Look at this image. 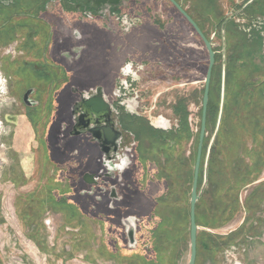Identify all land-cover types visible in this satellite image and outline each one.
<instances>
[{
	"label": "rangeland",
	"instance_id": "374dc122",
	"mask_svg": "<svg viewBox=\"0 0 264 264\" xmlns=\"http://www.w3.org/2000/svg\"><path fill=\"white\" fill-rule=\"evenodd\" d=\"M143 1H149L153 15L160 12L162 18L167 17L166 23L173 21L170 19L174 10L167 1ZM180 1L204 22L216 51L198 187L203 188L197 204L196 264H264V0H255L246 7L249 0ZM128 3L123 0L120 8L131 13ZM54 4H58L56 0L48 7L43 0H18L16 6L0 9V264H50L47 249L56 242L64 220L57 212L66 205L71 207L57 192L70 195L73 205L80 203L87 210L89 239L100 242L101 230L104 231L110 247L134 254V264H188L190 196L208 67V52L202 40L182 21L185 35L182 43L188 47L181 45L182 50L175 47L177 53L169 52V47L162 49L159 54L165 56V67L143 83L150 90L146 109L153 116L160 115L167 125L175 123L181 114L180 121L187 130L177 134L178 142L173 148L152 136L144 137L141 132L146 140L137 150L138 171L127 176L139 188V195L126 210L133 208L130 214L141 219L140 222L135 219V225L139 224L138 244L131 246L124 229L125 215H121L124 209L103 211L100 216L97 209H88L90 202L78 194L80 185L75 181L91 163L85 147L80 146V154H75L71 149L73 141L65 143L62 137L57 143L48 138V127L57 106L51 101L52 95L62 85L56 75L59 69H51L52 75L45 78L35 71L44 67L46 58H57L60 54L58 46L63 42L57 43L59 37L66 41L64 48L68 49L85 41L90 48L83 60L76 58L75 51H71L74 54L71 58H66L70 67L75 68L69 75L71 79L84 80L86 75L79 72L88 57L97 59L95 47L102 40L109 45L115 38H110L109 33L103 36L95 25H85L88 36L73 38V29L82 23L68 25L64 22L67 17L53 19ZM38 13L55 21L53 46L46 41V29L39 37L30 35L34 34L30 28L36 21L32 17ZM67 13L71 17V12ZM230 17L235 18L223 33L224 20ZM20 24L24 25L22 29ZM64 34L71 37L65 38ZM117 38L120 40L121 35ZM34 40H40L39 44ZM29 42L40 47L39 63L33 62L35 46L31 50ZM172 53L174 58L170 59ZM94 65L91 64L88 74L95 75ZM224 65L225 106L217 127ZM16 77L23 81L16 82ZM29 86H37L40 97L33 108L26 107L22 100ZM186 112L188 115L183 114ZM150 118L156 121L159 117ZM66 175L74 186L65 187L72 185ZM74 257L73 252L69 258Z\"/></svg>",
	"mask_w": 264,
	"mask_h": 264
},
{
	"label": "flooded vegetation",
	"instance_id": "af4514ba",
	"mask_svg": "<svg viewBox=\"0 0 264 264\" xmlns=\"http://www.w3.org/2000/svg\"><path fill=\"white\" fill-rule=\"evenodd\" d=\"M53 1L43 0V4L48 7V4ZM56 1L58 4H54L55 7L51 10L56 13L54 16L53 13L51 14L53 19L59 20L67 17L64 22L67 21L68 25L73 22L82 23L73 29V38L79 37L81 39V35L88 36L85 25H95L98 30H101L100 34L106 36L109 33L110 38L115 39H112L109 45L102 40L95 47L97 59L93 61L92 58L88 57L85 65L81 68V72H79L82 76L86 75L84 80L71 79L69 75L75 72V68L70 67L66 58H71L74 55L71 51H75L78 53L76 58L83 60L87 49L90 48L85 41L68 49L64 48L66 41L63 39L62 41L59 37L57 43H63L58 46L60 54L57 58L53 56L46 58L43 62V68L38 69L33 66L37 74L40 73L38 76H44V78L52 75L51 69L56 68V71L59 69L56 75L58 81L62 83L52 95L51 101H54L57 106L53 112L56 114L52 115L48 127V138H54L57 143L62 137H65V143L68 140L73 141L71 149L75 154H80V146L85 147L87 150L85 155L89 157L91 163H89L88 168L83 169L75 181L80 185L78 194L84 197L85 201L90 202L88 209H97L100 216L108 211H113V209H124L121 215H125L123 218L124 229L128 231L135 225V219L138 222L141 221L137 215L130 214L133 208L130 211L126 210V207L131 206V202L139 195V188L133 181L129 182L127 176L138 171L137 164L140 153L138 154L137 150L139 146H143L146 140L141 137V132L145 134L144 137L152 136L158 142L165 143L173 141L168 138V133L178 134L185 128L182 119L180 121L181 114L175 123L167 125V121L160 118V115L153 116L151 110L146 109L147 95L150 90L143 83L149 76H156L157 70L165 65V56L159 54L162 49L164 51V48L169 47V52H175L174 48L176 47L182 50L180 46L184 45L182 40H185L182 21L187 22L192 27L196 38H200V36L170 0H164L174 10L170 19L173 21L168 23L165 22L167 17L162 18L163 15L160 12L157 13V16L153 15L155 13L149 1L147 3L143 0H128L127 7L130 6L132 9L131 13L124 12L120 8L123 0H119L118 4L110 3L109 0L106 3H103V0ZM176 1L198 23L206 37L211 40L208 37L209 34L205 29L204 22L200 21L196 13L190 12L180 0ZM17 4L18 0H0V9H10ZM195 8L197 10L196 6ZM67 12H71L72 18ZM32 18H36V21L33 20L34 26L30 28L34 34L30 35L39 37L44 34L46 29V41H50L51 46H53L55 44L53 37L56 34L54 31L55 21H51L39 13ZM233 18L235 17H231L229 21ZM19 26L21 29L24 27L23 24ZM50 28L52 32H49ZM149 29H153L157 34H152ZM70 35L64 34V37L67 38ZM118 35H121L120 40L117 38ZM34 42L39 44L40 40H34ZM35 43H30L29 47L32 50L34 49L32 47L35 46V50L32 52L34 53L33 62L39 63L40 47ZM202 43L204 44L203 41ZM24 44L27 45V43ZM184 46L188 47L187 45ZM168 57L173 59L174 53ZM93 63H95V75L88 74ZM18 81H23V79L18 77L17 80L16 77V82ZM32 86L26 87L22 94L23 103L28 108L37 106L40 100L38 87L33 88ZM183 114L188 115L187 112ZM150 117L159 118L152 121ZM177 142L176 140L175 143L169 144L170 147H175ZM61 155L62 159L63 154ZM87 173L95 175L93 179H96L98 183H88L84 178ZM142 175L144 176V173ZM70 184L75 185L74 183ZM63 200L66 201L68 198H63ZM126 211L128 214H125ZM138 226L137 223L136 239L139 233ZM136 244H138L137 241Z\"/></svg>",
	"mask_w": 264,
	"mask_h": 264
},
{
	"label": "crops",
	"instance_id": "0c3cea01",
	"mask_svg": "<svg viewBox=\"0 0 264 264\" xmlns=\"http://www.w3.org/2000/svg\"><path fill=\"white\" fill-rule=\"evenodd\" d=\"M167 136L171 140H176L177 134L171 132ZM165 143L170 144L169 141ZM71 186L69 184L65 185L68 188ZM69 191L71 192V189ZM67 195L64 194L61 198H68ZM64 202L71 204L72 208L66 205L67 207L65 206L64 209L57 212L64 220L57 232L56 242H53L51 249L49 246L47 249L46 255L50 264H134L136 258L131 251L110 247L107 235L101 230L102 228L100 229V242H95L92 238L89 239L87 229L91 228L87 225L85 216L87 210L80 203L76 202L73 205L68 200ZM99 225L102 227L100 222ZM73 252L75 257L70 259L69 256Z\"/></svg>",
	"mask_w": 264,
	"mask_h": 264
},
{
	"label": "water",
	"instance_id": "95a60500",
	"mask_svg": "<svg viewBox=\"0 0 264 264\" xmlns=\"http://www.w3.org/2000/svg\"><path fill=\"white\" fill-rule=\"evenodd\" d=\"M102 1V0H101ZM107 0H103V3H106ZM110 3L118 4L119 0H109ZM177 8L178 10L185 16V18L190 22V24L193 26V28L196 30L202 41L204 42L208 56H209V62L205 77V88H204V94H203V100H202V117H201V128H200V135H199V142L197 147V154H196V161H195V167H194V178H193V184H192V191L190 196V258L188 264H196L197 261V254H198V230L199 226L197 224V216H196V205L198 200L201 196V190H198L199 187V177H200V170H201V164H202V155H203V147H204V140L206 136V129H207V117H208V105L210 101V87H211V81L213 76V69L216 62V51L213 48V44L211 40H209L205 33L202 31L198 23L189 15V13L176 1V0H170ZM254 0H249L246 4L249 5ZM231 19L228 18L223 23V32L225 29L226 23ZM225 39V36H224ZM225 78H226V65H224V69L222 72V88H221V101H220V110H219V116H218V124L217 127H219L221 123V118L223 114V108H224V99H225ZM218 129V128H217ZM217 133V131H216ZM214 134V137L216 135ZM213 137V139H214ZM213 139L208 147V151H210L212 147ZM205 171V177H206V169ZM95 175L91 174H85L84 178L88 183L91 184H97L98 181L96 179H93ZM205 184V181H204ZM203 184V186H204ZM128 239L131 246H134L136 244V227L135 225L132 227V229L128 230Z\"/></svg>",
	"mask_w": 264,
	"mask_h": 264
},
{
	"label": "trees",
	"instance_id": "16d2710c",
	"mask_svg": "<svg viewBox=\"0 0 264 264\" xmlns=\"http://www.w3.org/2000/svg\"><path fill=\"white\" fill-rule=\"evenodd\" d=\"M255 1V0H254ZM254 1L252 2V3H254ZM252 3H250L249 5H251ZM249 5H247V6H249ZM225 21V20H224ZM229 23V21L226 23V26H227V24ZM226 26H225V30H226ZM226 76H227V71H226ZM227 78V77H226ZM226 78H225V90H226ZM225 94H226V92H225ZM224 106H225V99H224ZM223 110H224V108H223ZM222 117H223V115H222ZM222 122V121H221ZM184 130L186 131L187 130V126L184 124ZM204 143H205V140H204ZM204 148V147H203ZM202 159H203V155H202ZM200 172H201V170H200ZM65 177H69L68 179H70L71 180V178H70V176H68V175H66ZM71 183H72V180H71ZM48 194H50V193H48ZM57 196H59L60 198L62 197V194H60L59 192H57ZM67 197H68V201H70L71 202V197H70V195H67ZM199 201V200H198ZM197 204H198V202H197ZM196 216H197V205H196ZM198 224V223H197Z\"/></svg>",
	"mask_w": 264,
	"mask_h": 264
},
{
	"label": "built area",
	"instance_id": "2783aa9c",
	"mask_svg": "<svg viewBox=\"0 0 264 264\" xmlns=\"http://www.w3.org/2000/svg\"><path fill=\"white\" fill-rule=\"evenodd\" d=\"M13 221H14V218H13ZM48 224H49V222H48Z\"/></svg>",
	"mask_w": 264,
	"mask_h": 264
}]
</instances>
